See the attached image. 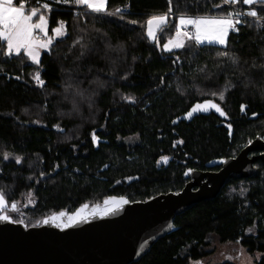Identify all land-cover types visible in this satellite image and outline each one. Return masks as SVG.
Masks as SVG:
<instances>
[{"label":"trees","instance_id":"trees-1","mask_svg":"<svg viewBox=\"0 0 264 264\" xmlns=\"http://www.w3.org/2000/svg\"><path fill=\"white\" fill-rule=\"evenodd\" d=\"M41 5L50 8L43 10L49 32L63 23L65 35L38 64L7 55L0 43V194L13 221L31 227L109 197L138 202L177 193L186 170L205 171L264 138V3L234 5L258 15L242 18L224 46L188 39L170 52L160 47L171 32L164 36L161 27L155 41L147 37L149 18L167 13L171 30L180 15L223 17L232 8L222 0H171L169 12V0H107L97 13L25 0L27 11ZM206 103L225 114L186 115ZM256 167L257 175L231 179L213 200L176 216V230L133 264L197 263L210 235L264 264V163ZM28 196L32 208L22 205Z\"/></svg>","mask_w":264,"mask_h":264},{"label":"water","instance_id":"water-1","mask_svg":"<svg viewBox=\"0 0 264 264\" xmlns=\"http://www.w3.org/2000/svg\"><path fill=\"white\" fill-rule=\"evenodd\" d=\"M258 151L261 155L248 157ZM257 160L264 163V141L260 138L233 158L206 164L207 169L220 166L217 172L187 170L184 178L189 181L177 193L138 202L123 197L128 203L118 205L106 204L113 198L109 197L99 204L82 205L72 213L63 212L64 216L52 214L31 227L21 222L0 221V264L136 263L159 239L176 230L173 225L176 216L199 202L213 200L231 179L257 175L254 166ZM77 213L76 220L70 222Z\"/></svg>","mask_w":264,"mask_h":264},{"label":"snow or ice","instance_id":"snow-or-ice-1","mask_svg":"<svg viewBox=\"0 0 264 264\" xmlns=\"http://www.w3.org/2000/svg\"><path fill=\"white\" fill-rule=\"evenodd\" d=\"M19 6L14 5V0H0V41H6L7 44V54L11 55L12 53L20 54V50L24 49L26 55L35 63L37 61L38 53L37 48L47 47L48 44L52 43V40L49 39L47 43L36 40L33 37V29L39 28L42 32L45 30L44 25L46 21L44 17H40V22L38 24L31 23L32 17L36 14L35 10L32 11L31 15L25 14V0H16ZM67 2V0H65ZM261 3H264V0H260ZM77 5H86L88 9L93 12H105L107 7V0H75ZM223 4L237 5L238 3L243 5H253L256 3V0H222ZM169 12H171V0H169ZM220 7V5H215ZM47 7V5H45ZM251 16L256 17L258 15L256 10H250L247 12L232 11L228 12L225 16L220 18H188L185 15H180L178 20V25L176 26L175 35L177 39H170L167 43L164 44V50L170 51L171 48L183 47V44L179 37L185 36L188 39H193V37L186 31H182V26L191 25L195 29V41L198 44L203 43L207 40L209 43H218L220 45H225V37L230 28L233 27L234 23H241V16ZM168 14L154 15L147 20V35L150 38H155V32L164 24L167 23ZM235 17V18H234ZM135 23V21H133ZM56 35H60V29L57 28L54 30ZM221 57H227L228 53L226 51H221L218 53ZM232 62L236 63L237 60L233 56ZM36 79L39 80V75L36 76ZM42 84L43 81H40ZM215 95V94H213ZM223 93L220 94V99H223ZM208 108H215L217 112L223 116L225 113L221 111L214 103H208ZM243 107V106H242ZM207 109L202 107L200 104H196L190 111L186 113L188 117H191L193 113L197 111H206ZM96 137L93 135V142H95ZM5 159L8 158L7 154L4 156ZM166 160L167 158L164 157ZM16 162L19 163V157L16 158ZM106 204H126L128 203L123 197L117 200L116 198H110V201H105ZM5 199L2 194H0V221H7L9 223L21 222L22 221H13L10 216L4 215L3 210L5 209ZM84 207H87L85 205ZM12 209H16V205L12 204ZM107 210V209H106ZM60 216H64L65 213L61 212ZM79 214L70 218V222H74ZM53 220L56 217H52ZM44 223H48V220H45Z\"/></svg>","mask_w":264,"mask_h":264},{"label":"rangeland","instance_id":"rangeland-1","mask_svg":"<svg viewBox=\"0 0 264 264\" xmlns=\"http://www.w3.org/2000/svg\"><path fill=\"white\" fill-rule=\"evenodd\" d=\"M258 2H260V0H256V3H258ZM51 4H54V5L63 4V5H67V6L85 7L87 10L91 11L90 9L87 8L86 5H77L75 3V0H67V2H65V0H51ZM14 5L15 6H19L17 4L16 0H14ZM228 5L230 7H232V8H234V5H231V4H228ZM247 6H249V5H247ZM49 9L50 8L48 6L45 7V5H41L40 8H32L29 11H27L25 9V14L26 15H31L32 11L35 10L36 14L32 17L31 23L38 24L40 22V17L41 16H43L44 20L46 21V23L44 25V29L45 30L43 32L39 28H34L33 29V37L36 40L41 41L43 43H47V41L49 39L52 40V43L48 44L47 47H42V48H37L36 49V51L38 53V56H37V61L35 63L26 55L24 49L20 50V53L26 55L28 60H29V62L31 64H34V65L39 63L40 56H41L42 53L47 52L50 49L51 45L55 41L63 38L64 35H65V25L63 23H60L55 28V29L59 28L61 30L60 31V35H56V33L54 31L55 29H53L51 32H49L47 13L43 12V10L48 12ZM91 12H93V11H91ZM233 13H234V11H233ZM200 18H211V17H200ZM218 18H220V17H218ZM178 20H179V18L176 19L175 23L173 24L174 28H172L171 30H165L167 28V23L162 25L161 27H163L164 30L160 32V28H161L160 27L155 32V38H150L147 35V23H146V35H147V37L149 38L150 41H155V39H156V37H157L159 32L162 33L164 36H167L168 33L171 32V33H169L170 39H173V40L177 39V37L175 35V31H176V26L178 25ZM235 25L236 24L234 23L233 27L231 28L232 30L235 28ZM189 27L192 28V30H193V32L191 31L193 33V34H191V36L193 37L192 40L195 41V39H194V37H195V29L191 25L182 26V31L186 30V28H189ZM179 39L181 40L182 44H184L188 40V37L181 36V37H179ZM225 41H226V37H225ZM0 43H4L5 48H6L5 50H6V53H7L6 41H0ZM203 43H209V42L207 40H205ZM213 43H215V42H213ZM215 44L220 45L218 43H215ZM221 46H224V45H221ZM180 48L181 47H179V48H171L170 51H175V50H178ZM160 49L165 51L164 50V44L160 47ZM170 51H165V52H170ZM11 55H17V54L16 53H12ZM207 105H208V103L202 105V107L206 108L208 111L211 110V109H215V108H208ZM34 204H35V201L30 196L26 197L25 200L22 202V205L27 206L28 208H32L34 206ZM205 252L207 253V255L203 259H201L197 263H192V264H221V263H224V262H228V263H231V264H255V261L258 258V255L251 256L244 248L240 247L236 243H220L218 241L217 237L214 236V235H210L207 238V246L205 247Z\"/></svg>","mask_w":264,"mask_h":264},{"label":"flooded vegetation","instance_id":"flooded-vegetation-1","mask_svg":"<svg viewBox=\"0 0 264 264\" xmlns=\"http://www.w3.org/2000/svg\"><path fill=\"white\" fill-rule=\"evenodd\" d=\"M256 138H258V137H256ZM260 139H262V140L264 141V138H260ZM245 146H246V145H245ZM261 153H262V152H259V151H258V152H252L251 154H249L248 157H249V158L257 157V156L261 155ZM235 156H236V155H235ZM235 156H234V157H235ZM254 166L256 167V162L254 163ZM205 168H206V166H205ZM256 168H257V167H256ZM214 169H215V170H214ZM219 169H220V166H219V167H214V168H211V169H207V168H206L205 171H201V172H207V171H208V172H217V171H219ZM188 170H192V169H188ZM186 171H187V170H186ZM186 171H185V172H186ZM195 171H197V170H195ZM185 172H184V173H185ZM183 178H184V174H183ZM184 179H185V178H184ZM185 180H186V183L189 181V180H187V179H185ZM186 183H185V184H186ZM169 193H170V192H169ZM172 193H174V192H172Z\"/></svg>","mask_w":264,"mask_h":264},{"label":"built area","instance_id":"built-area-1","mask_svg":"<svg viewBox=\"0 0 264 264\" xmlns=\"http://www.w3.org/2000/svg\"><path fill=\"white\" fill-rule=\"evenodd\" d=\"M231 8H232V7H231ZM232 10H233L234 12H235V11H240V10H237V9H234V8H232ZM240 12H242V11H240ZM73 14H74L75 16H78V14H80V11L75 10ZM234 18H235V17H234ZM242 18L257 19L256 17L246 16V15L240 17V19H242ZM185 31L188 32L190 35L192 34L191 30H189V29H186Z\"/></svg>","mask_w":264,"mask_h":264},{"label":"crops","instance_id":"crops-1","mask_svg":"<svg viewBox=\"0 0 264 264\" xmlns=\"http://www.w3.org/2000/svg\"><path fill=\"white\" fill-rule=\"evenodd\" d=\"M188 18H200V17H190V16H187ZM211 18H213V17H211ZM215 18H218V17H215ZM186 29H189V30H191L192 32H193V30H192V28H186ZM234 30V29H233ZM183 31H185V30H183ZM232 31V29L230 28L229 29V31H228V33L229 32H231ZM227 33V34H228ZM193 34V33H192ZM227 37V36H226ZM195 42V41H194ZM196 43V42H195ZM196 44H198V43H196ZM204 44H210V45H217V44H215V43H201V44H198V45H204ZM217 46H221V45H217Z\"/></svg>","mask_w":264,"mask_h":264}]
</instances>
